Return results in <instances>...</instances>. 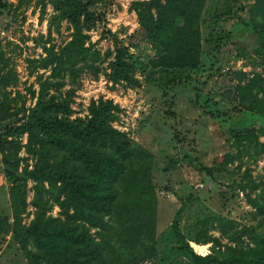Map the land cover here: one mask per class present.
<instances>
[{"label":"trees","instance_id":"obj_1","mask_svg":"<svg viewBox=\"0 0 264 264\" xmlns=\"http://www.w3.org/2000/svg\"><path fill=\"white\" fill-rule=\"evenodd\" d=\"M23 1L12 5L0 0V8L16 10ZM98 1L109 3L37 0L40 13L47 3L51 6L48 29L53 24L57 30L64 20L71 30L57 48L49 42L42 46L44 54L27 59L48 70L35 73L37 88L27 86L28 96L18 90L11 95L7 86L15 85L17 76L0 51V121L16 117L13 124H5L0 130L3 175L10 181L11 194L6 245L19 248L27 264H264V234L234 227L233 218L211 213L197 219L192 232H182L178 222L184 202L174 211L169 227L157 236L152 154L112 124L119 118L121 107L110 97L98 96L89 100L83 116H70L82 72L97 78L102 70L110 88L116 84L135 87L141 82L135 75L141 67L143 72L149 70L147 76L156 77L162 94L174 85L191 83L194 79L189 72L200 64L202 41L212 43L211 50L220 51L226 38L211 31L202 36L200 17L206 0H129L136 26L127 34L126 43L108 28L101 30L113 44L112 50L105 51L106 56L111 55L104 69L100 51L89 42L86 32L103 18L101 8H96ZM224 10L229 12V7ZM250 14L253 30L263 43L264 0H253ZM256 15L260 18L254 20ZM141 44L152 49L143 64L134 51ZM260 47L254 51L264 55ZM239 74L233 85L237 96L233 108L250 111L258 116L259 123L229 129L232 149L224 151L215 165L202 166L210 175L226 171L227 163L234 160L237 163L232 171L237 172L243 155L254 160L264 153V72L253 70L242 82L246 73ZM192 88L197 90L195 84ZM197 94L195 91L194 101H198ZM25 97H35L34 102L24 105ZM210 100L205 95L201 109L219 118L222 113L214 102L213 106L208 103ZM20 148L24 155L18 154ZM27 179L31 181L28 201ZM227 185L242 191L255 212H264V184L254 179L247 165L241 176ZM27 203L33 209L24 222L21 214ZM53 205L57 214L50 212ZM211 228L229 242H221L209 232ZM248 230L251 244L241 239ZM189 241L210 242L208 252H195Z\"/></svg>","mask_w":264,"mask_h":264},{"label":"rangeland","instance_id":"obj_2","mask_svg":"<svg viewBox=\"0 0 264 264\" xmlns=\"http://www.w3.org/2000/svg\"><path fill=\"white\" fill-rule=\"evenodd\" d=\"M1 1L12 5L18 3V0ZM108 1L109 3H96V8H101L103 12V18L86 30L89 42L100 51L102 69L106 67L111 55L106 56L105 51L113 48L112 38L107 37L106 33H101L103 27L115 32L126 43L127 34L136 26V14L128 7L129 0ZM252 2L253 0H206L200 17L201 34L206 36L209 31L213 34H225V43L220 51H215L211 50L212 43L202 41L200 64L189 72L194 80L184 85L172 86L167 90V94H162L156 77L147 76L149 70L143 72L141 67L135 72L141 81L140 85L135 87L116 84L114 88H110V82L102 70L97 78L87 72L79 75V85L70 104L73 109L70 116H83L92 98L110 97L121 107L119 118L112 124L125 130L134 142L152 154L151 178L157 198V236L169 227L180 202H184L178 222L182 232H192L197 219L217 212L233 218V226L236 228L247 227L264 234V212H255L245 201L242 191L227 185L232 178L241 176L245 165L254 179L263 185L264 153L254 160L243 155L237 172L232 171L236 160L227 163L226 171L213 172L212 175L202 168L204 165H215L224 151L232 149L229 145L230 128L259 123L258 116L250 111L233 108L237 105L233 85L240 77L239 71L246 73L241 76L240 82L250 76L253 70L264 72V55L254 51L260 46L264 50V41L260 42L261 38L253 30L250 18ZM226 7H229V12L224 10ZM51 14L49 3L45 5L43 13H40V3L37 0H24L16 10L9 6L0 8V51L5 54L8 65L17 76L15 85L7 86L11 89V95L14 90H18L22 96H28L27 86L37 88L34 82L35 73L48 72L37 64H31L28 58L44 54V44L52 42L54 48H57L69 38L71 29L64 20L60 21L57 30L53 24L48 29ZM254 17L256 20L260 15ZM47 38L49 40L45 41ZM134 51L140 64L152 55L148 44H141ZM32 68L33 72L29 73L28 70ZM194 84L197 90L192 88ZM195 91L198 93V101H194ZM205 95L211 99L208 102L211 106L214 102L223 119L212 118L202 111L200 104L203 106ZM24 99V105H31L35 97ZM171 99L172 103L169 105ZM166 109H170L172 113ZM15 118L12 116L1 120L0 130L5 124H13ZM20 139L24 142L25 134H22ZM18 154L24 155L23 148L19 149ZM3 166L0 153V263L27 264L19 248L6 245L9 232L5 230L11 220V194L10 181L3 175ZM30 184V179H27V201L31 196ZM32 209L33 206L27 203L21 214L22 221H28ZM57 210V206L53 205L50 212L57 214ZM209 232L221 242H229L216 228H211ZM250 235L251 231L248 230L241 234V239L251 244ZM193 242L189 241V244L195 252H208L210 242Z\"/></svg>","mask_w":264,"mask_h":264},{"label":"crops","instance_id":"obj_3","mask_svg":"<svg viewBox=\"0 0 264 264\" xmlns=\"http://www.w3.org/2000/svg\"><path fill=\"white\" fill-rule=\"evenodd\" d=\"M194 243V242H193ZM196 245H199V244H196Z\"/></svg>","mask_w":264,"mask_h":264}]
</instances>
